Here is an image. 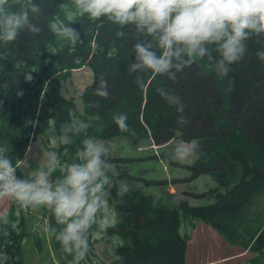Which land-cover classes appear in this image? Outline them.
Returning a JSON list of instances; mask_svg holds the SVG:
<instances>
[{
  "label": "trees",
  "instance_id": "obj_1",
  "mask_svg": "<svg viewBox=\"0 0 264 264\" xmlns=\"http://www.w3.org/2000/svg\"><path fill=\"white\" fill-rule=\"evenodd\" d=\"M34 2L39 11L29 14L42 31L33 34L22 30L16 41L0 42V146L8 149L17 175L30 177L18 164L39 136H43L47 152L56 151L62 164L76 161L83 140L89 136H125L132 143L147 139L155 145L174 137L198 140V155L188 168L194 176L210 175L214 182L200 195L209 201L204 204L158 202L141 187H127L121 195L119 181L129 175L118 176L108 169L114 179L109 203L119 223L102 237H117L119 243L113 249L114 258L98 264H186L190 236L181 228L185 222L193 228L196 219L251 253L245 261L232 264H264V61L255 55L264 48V35L247 41V52L230 65L226 76L219 75L207 58H196L173 81L151 72H128L134 44L150 39L132 25L119 26L105 18L91 20L87 16L71 21V0ZM60 25L78 30L79 39L73 43L59 37L55 29ZM212 55L218 58L215 51ZM84 65L92 70V82L81 94L83 111L77 114L74 99L62 94L61 82L69 71ZM25 74H31V82L25 81ZM137 76L145 82L143 89L136 84ZM101 78L108 84L107 99L93 94ZM159 87L180 97L182 112L158 95ZM20 90L22 95L17 94ZM94 101L99 102L98 108L90 107ZM115 113L127 114L129 131L118 129L112 119ZM74 116L90 127L79 133L72 130ZM178 117L186 123H179ZM62 125L69 127L64 130ZM53 141L56 146L50 145ZM106 160L108 165L113 163ZM61 175L57 170L51 178ZM29 210L46 217L49 228H62L49 209L22 208L9 201L5 210L8 223L0 222V264H24L22 241L30 234ZM96 228L94 224L89 238ZM5 230L8 235L3 234ZM49 238L61 264H71L73 255L63 253L54 236L49 234Z\"/></svg>",
  "mask_w": 264,
  "mask_h": 264
},
{
  "label": "clouds",
  "instance_id": "obj_2",
  "mask_svg": "<svg viewBox=\"0 0 264 264\" xmlns=\"http://www.w3.org/2000/svg\"><path fill=\"white\" fill-rule=\"evenodd\" d=\"M16 6L18 10H14ZM71 7L74 10L69 17L71 21L77 16L91 20L105 18L119 26L132 25L138 33L150 38L134 44V60L128 65V72H151L173 81L196 58H207L219 75L226 76L230 65L239 62L247 52V41L264 35V0H71ZM30 11H39L34 0H0V42L16 41L22 30L33 34L42 31L33 23ZM68 25H60L55 31L59 37L75 43L80 33ZM213 51L218 58L212 55ZM51 52L55 54V49ZM255 55L264 61V48ZM24 79L31 82L33 77L25 74ZM136 84L144 88L142 76H137ZM156 92L168 104L178 105V112L183 111L179 96L164 87ZM17 94L22 95L23 91ZM93 94L108 98L105 79L99 80ZM99 106L98 101L90 105ZM112 119L120 131L130 130L126 113H115ZM73 121L72 130L77 133L90 127L75 116ZM181 121L186 123L183 117H178V122ZM61 127L67 130L69 126ZM64 140L68 141L66 131ZM197 147H200L198 140L182 142L175 149L176 157L184 161L196 157ZM108 152L102 140L89 136L83 140L76 161L62 164L57 152L49 151L47 163L25 178L17 175L8 149L0 146V200L14 202L22 208L49 209L62 228L57 231L50 227L46 231L59 242L63 253L73 255L71 264H80L90 251L92 226H97L93 238L100 239L119 223L117 212L109 203L114 179L108 173ZM57 170L62 175L53 180L52 174ZM126 191V186H122L120 194ZM8 215L7 211H0V222L7 224ZM3 234L8 232L5 230Z\"/></svg>",
  "mask_w": 264,
  "mask_h": 264
},
{
  "label": "rangeland",
  "instance_id": "obj_3",
  "mask_svg": "<svg viewBox=\"0 0 264 264\" xmlns=\"http://www.w3.org/2000/svg\"><path fill=\"white\" fill-rule=\"evenodd\" d=\"M91 82L92 70L88 65L69 71L68 76L61 82V92L65 97L74 99L77 114L83 111L81 94ZM42 139L43 136H39L30 143L26 156L18 164V168L30 176L34 165L39 167L47 163L48 152ZM98 140H102L109 148L106 158L113 163L108 165V169L118 176L124 173L129 175L120 179V190L122 186L141 187L144 192L153 194L158 202L166 201L171 204L181 200H186L190 205L209 202L200 195L214 185L211 176H194L188 168L194 158L184 161L176 157V147L188 141L174 137L167 143L155 145L147 139L132 143L125 136ZM53 144L54 141L50 145ZM8 206V200H0V211H5ZM29 211L26 220L30 234L22 241L24 264H61L49 232L46 231L49 228L48 219L36 214L34 210ZM193 222V228L189 227L188 222L181 228L182 232L190 236L186 247V264H232L245 261L251 256L249 251L223 239L210 225L199 219ZM37 239L39 242H35ZM118 243L117 237L95 239L91 234L90 251L82 261L83 264L111 261L114 258L113 249ZM66 260L65 258L64 261Z\"/></svg>",
  "mask_w": 264,
  "mask_h": 264
}]
</instances>
